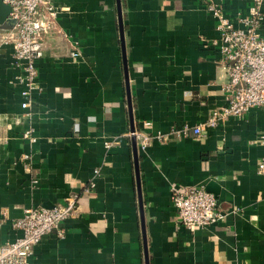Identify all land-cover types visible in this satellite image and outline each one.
Wrapping results in <instances>:
<instances>
[{
	"label": "crops",
	"instance_id": "0c3cea01",
	"mask_svg": "<svg viewBox=\"0 0 264 264\" xmlns=\"http://www.w3.org/2000/svg\"><path fill=\"white\" fill-rule=\"evenodd\" d=\"M52 2L58 29L37 61L40 88L28 108L12 46L0 45V243L20 234L13 221L25 208L75 198L65 236L46 235L33 264H146V249L149 264H264V109L198 137L171 135L226 104L209 7L239 25L254 1L121 0L123 40L117 0ZM72 40L80 57L71 55ZM132 127L165 139L142 149ZM28 129L34 141L23 136ZM211 183L222 217L187 228L171 188Z\"/></svg>",
	"mask_w": 264,
	"mask_h": 264
},
{
	"label": "built area",
	"instance_id": "2783aa9c",
	"mask_svg": "<svg viewBox=\"0 0 264 264\" xmlns=\"http://www.w3.org/2000/svg\"><path fill=\"white\" fill-rule=\"evenodd\" d=\"M9 5L8 19L11 27L0 32V45L12 46L15 65L20 69L17 79L24 89L21 103L23 108L30 105L31 93L40 88L37 61L44 55L46 43L53 36L58 25V7L52 0H3ZM246 16H237V25L220 6L209 9L216 18L217 36L212 44L220 53V62L227 73L223 86L226 104L213 109L201 123H184L171 132L175 137L201 136L204 129L215 127L231 118L240 119L252 108L264 109V35L260 27L264 21L263 0H253ZM71 55L80 57L82 51L77 40H72ZM145 127L151 125L144 121ZM130 135L146 149L153 138L165 139L158 132L154 137L147 130L134 129ZM23 136L35 140L32 129ZM264 140V133L261 135ZM107 146L109 144L107 143ZM264 175V156L258 165ZM98 173V170L95 171ZM94 182H91V186ZM170 199L178 220L189 229L205 228L222 217L217 198L213 192L194 185L182 188L173 186ZM78 213L75 198L51 207H28L22 216L13 221L20 234L12 241L0 243V264H33L30 257L34 248L48 234L55 232L60 238L66 234L62 223Z\"/></svg>",
	"mask_w": 264,
	"mask_h": 264
},
{
	"label": "water",
	"instance_id": "95a60500",
	"mask_svg": "<svg viewBox=\"0 0 264 264\" xmlns=\"http://www.w3.org/2000/svg\"><path fill=\"white\" fill-rule=\"evenodd\" d=\"M117 7L119 11V16H120V32H121V38L123 40V24H122V14H121V0H117ZM2 10L4 11V14L2 13ZM10 12V7L7 4H0V28L2 29H8L11 27L10 21L8 19V14ZM123 53H124V63H125V73L127 74V63H126V57H125V45L123 42ZM132 130H134V127H132ZM136 141L134 142V153H135V165H136V171L139 173V166H138V160H137V146H136ZM211 185V186H210ZM210 185L207 186L206 190L213 192L214 194L217 193V186L214 183H211ZM138 189H139V195H140V205H141V214L143 215V202H142V197H141V187H140V180L138 176ZM145 237V236H144ZM145 244H146V239H144ZM146 264H149V259H148V253L146 249Z\"/></svg>",
	"mask_w": 264,
	"mask_h": 264
}]
</instances>
